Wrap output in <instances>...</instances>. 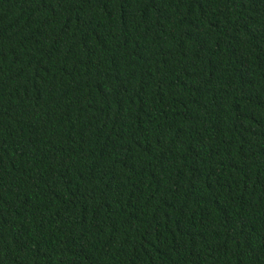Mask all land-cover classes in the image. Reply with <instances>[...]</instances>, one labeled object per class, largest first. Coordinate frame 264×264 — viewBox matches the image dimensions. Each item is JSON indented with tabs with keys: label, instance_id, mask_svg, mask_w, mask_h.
<instances>
[{
	"label": "trees",
	"instance_id": "16d2710c",
	"mask_svg": "<svg viewBox=\"0 0 264 264\" xmlns=\"http://www.w3.org/2000/svg\"><path fill=\"white\" fill-rule=\"evenodd\" d=\"M0 264H264V0H0Z\"/></svg>",
	"mask_w": 264,
	"mask_h": 264
}]
</instances>
